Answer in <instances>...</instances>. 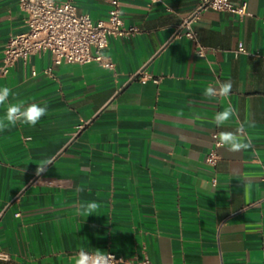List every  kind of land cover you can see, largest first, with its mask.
Returning a JSON list of instances; mask_svg holds the SVG:
<instances>
[{"label":"crops","instance_id":"obj_1","mask_svg":"<svg viewBox=\"0 0 264 264\" xmlns=\"http://www.w3.org/2000/svg\"><path fill=\"white\" fill-rule=\"evenodd\" d=\"M57 1L97 22L113 0ZM116 1L138 32L110 40L113 70L54 67L45 52L0 77L14 94L0 118L19 101L48 108L35 127L0 131V264H74L81 249L153 264H264V0H231L247 16L204 11L195 40L176 31L201 0ZM26 29L19 0H0V65ZM226 82L228 96L203 95ZM228 106L233 117L217 126ZM241 128L249 149L216 147L214 134ZM88 201L100 207L86 218Z\"/></svg>","mask_w":264,"mask_h":264},{"label":"built area","instance_id":"obj_2","mask_svg":"<svg viewBox=\"0 0 264 264\" xmlns=\"http://www.w3.org/2000/svg\"><path fill=\"white\" fill-rule=\"evenodd\" d=\"M111 4L107 19L94 22L89 16L78 14L71 1L19 0L27 29L9 39L0 65V77L7 76L17 61H26L31 56L45 52L51 55L54 67L96 64L113 70L114 63L105 54L110 40L135 34L138 29L125 27L118 2L113 0ZM206 10L248 15L245 3L234 6L231 0H201L198 7L182 20L176 31L177 36L195 40L194 25ZM204 50V47H200L198 54L203 56ZM239 52L246 53L242 46L239 47ZM217 137V134L213 135L216 147H220ZM218 161L219 156L214 150L205 157V164L212 169L216 168ZM108 253L114 257L112 264H153L146 257L133 261L112 252Z\"/></svg>","mask_w":264,"mask_h":264},{"label":"clouds","instance_id":"obj_3","mask_svg":"<svg viewBox=\"0 0 264 264\" xmlns=\"http://www.w3.org/2000/svg\"><path fill=\"white\" fill-rule=\"evenodd\" d=\"M231 90L232 83L226 82L221 84L219 89H214L211 86L207 87L203 95L209 98L216 95L226 97L231 93ZM10 95H14L10 88L6 86L0 88V105H5ZM25 104V101L8 104L5 115L3 118H0V131H5L10 127H15L18 122L35 127L41 118L48 113L46 104L44 106L37 103L27 104V106H25ZM234 112L235 110L231 106L225 107L223 111L216 113L214 116L215 124L217 126L226 124L233 117ZM177 115L183 116L184 113L178 112ZM196 119H199V117H196ZM241 131L242 128L237 129L236 133L221 132L219 133L217 139L219 140L221 146H227L228 150L231 152H239L241 150L249 149L251 147V141H245L244 137L238 134ZM52 163V159L40 161L36 164L37 167L35 174L40 176L41 174L46 173L48 166L52 165ZM79 190L82 189H78V191ZM99 207L100 205L95 201L81 203L79 206L80 214L87 218L88 216L95 214ZM113 260L114 257L109 253L97 250L95 253L89 254L81 249L74 258V264H112Z\"/></svg>","mask_w":264,"mask_h":264}]
</instances>
